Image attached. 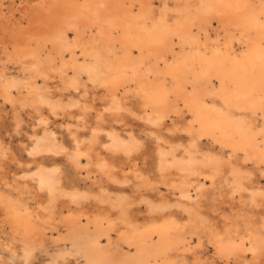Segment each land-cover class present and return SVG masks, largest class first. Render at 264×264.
Listing matches in <instances>:
<instances>
[{"label": "bare ground", "instance_id": "1", "mask_svg": "<svg viewBox=\"0 0 264 264\" xmlns=\"http://www.w3.org/2000/svg\"><path fill=\"white\" fill-rule=\"evenodd\" d=\"M0 55V264H264V0H0Z\"/></svg>", "mask_w": 264, "mask_h": 264}, {"label": "rangeland", "instance_id": "2", "mask_svg": "<svg viewBox=\"0 0 264 264\" xmlns=\"http://www.w3.org/2000/svg\"><path fill=\"white\" fill-rule=\"evenodd\" d=\"M156 5H157V4H156ZM69 37L72 38V35L70 34ZM41 44L43 45V43H41ZM42 45L40 46L41 48L39 47V50H42V49L45 50V51H44V54H43L44 56H45L46 54H52V55H54V54H56L57 51H58V50H57V47L54 46L55 49H53L54 47H52L50 44H46V47H42ZM49 47H50V48H49ZM44 48H45V49H44ZM51 49L53 50V52H52ZM47 50H48V51H47ZM55 50H56V52H55ZM49 52H50V53H49ZM57 54H58V53H57ZM65 55H66V54H65ZM67 56H68V55L65 56V59H66V58H67V59L70 58L69 56H68V57H67ZM1 57H2V56L0 55V60H1V61H0V70H1V68H2V66H3V64H4L5 62H6L5 65L7 64V65H8V68H11V67H12L11 69H13V66H11L10 64H8L7 61H6V59H4L3 57L1 58ZM3 59H4V60H3ZM81 60H82V59H80V61H81ZM7 65H6V67H7ZM67 169H69V170H67V173H68L69 177L73 176V175H72V174H73L72 170H70L69 167H68ZM70 172H71V173H70ZM71 178H73V177H71ZM50 251H52V250L49 249L48 252H50ZM44 255H45V254H42V252H41V253H40V252H36V253H34V254H33V257H32L33 260L30 261V263H31V264H40V262H41L40 260L44 258ZM116 257L118 258V256H116ZM30 263H29V264H30Z\"/></svg>", "mask_w": 264, "mask_h": 264}]
</instances>
